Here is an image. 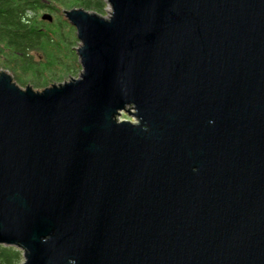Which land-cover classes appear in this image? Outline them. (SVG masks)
Returning a JSON list of instances; mask_svg holds the SVG:
<instances>
[{
  "label": "water",
  "instance_id": "1",
  "mask_svg": "<svg viewBox=\"0 0 264 264\" xmlns=\"http://www.w3.org/2000/svg\"><path fill=\"white\" fill-rule=\"evenodd\" d=\"M104 2L62 11L77 78L36 91L0 70V246L264 264V0Z\"/></svg>",
  "mask_w": 264,
  "mask_h": 264
},
{
  "label": "trees",
  "instance_id": "2",
  "mask_svg": "<svg viewBox=\"0 0 264 264\" xmlns=\"http://www.w3.org/2000/svg\"><path fill=\"white\" fill-rule=\"evenodd\" d=\"M82 8L103 14L104 0H0V70L24 88L44 89L80 71L75 29L63 10ZM43 13L51 21L41 19ZM125 119H129L126 118ZM22 253L0 246V264H21Z\"/></svg>",
  "mask_w": 264,
  "mask_h": 264
},
{
  "label": "rangeland",
  "instance_id": "3",
  "mask_svg": "<svg viewBox=\"0 0 264 264\" xmlns=\"http://www.w3.org/2000/svg\"><path fill=\"white\" fill-rule=\"evenodd\" d=\"M105 3V2H104ZM108 11H109V9H108V6L106 5V3H105V8H104V13L103 14H100V15H102V16H107V14H108ZM78 45H79V42L77 41V45L75 46V49L78 47ZM79 73H80V71L79 72H77L76 74H71V75H69V76H66L65 78H64V80H62V81H60V82H51L50 84H52V83H62L63 81H68L70 78H77L78 77V75H79ZM12 76V75H11ZM12 79H13V77H12ZM13 81H14V79H13ZM15 82V81H14ZM16 83V82H15ZM17 84V83H16ZM18 85V84H17ZM30 86H31V84H29ZM19 86V85H18ZM19 87H21V86H19ZM22 88V87H21ZM33 88V87H32ZM34 90H36V91H40L41 89H39V88H36V87H34L33 88ZM125 117L126 118H129V117H127L125 114H122L121 116H120V120H129V121H132V119L131 118H129V119H125ZM133 122V121H132ZM16 249V248H15ZM18 250V249H17ZM20 251V250H19ZM21 252V251H20ZM22 253V252H21ZM23 262V258H22V261H21V263Z\"/></svg>",
  "mask_w": 264,
  "mask_h": 264
},
{
  "label": "bare ground",
  "instance_id": "4",
  "mask_svg": "<svg viewBox=\"0 0 264 264\" xmlns=\"http://www.w3.org/2000/svg\"><path fill=\"white\" fill-rule=\"evenodd\" d=\"M21 88V87H20Z\"/></svg>",
  "mask_w": 264,
  "mask_h": 264
}]
</instances>
